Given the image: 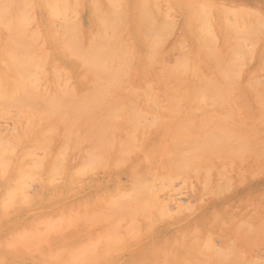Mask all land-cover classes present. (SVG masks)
I'll use <instances>...</instances> for the list:
<instances>
[{"label":"bare ground","instance_id":"bare-ground-1","mask_svg":"<svg viewBox=\"0 0 264 264\" xmlns=\"http://www.w3.org/2000/svg\"><path fill=\"white\" fill-rule=\"evenodd\" d=\"M17 1L0 0V264H159L161 250H170V255L161 252L167 254L163 259L171 258L172 252L178 259L175 253L181 248L177 246L188 243L208 249L202 253L225 254V261L220 262L213 253L215 263L233 264L230 261L235 257L240 259L239 252L235 256L226 251L234 256L230 260L216 247L211 242L216 234L209 233L202 223L192 225L190 231L185 226L188 222L176 225L188 220L194 207L181 202L183 196L174 182L179 178L181 186L192 189L195 179L214 193L217 183L228 181L223 174L225 167L212 165L217 158L222 160L221 151L235 148L237 155H254L249 152L253 141L241 130L245 123L233 119L238 111L235 114L230 108L232 114L226 110L228 103H233L226 90L237 89L233 79L239 76L231 75L235 67L231 64L237 62L236 58L231 61L234 57L244 61L260 51L259 70L264 72V40H257L255 34L264 25V9L260 10L254 0H232L229 4L223 0H22L21 10L15 11ZM45 8L50 9L48 18L42 15ZM83 8L88 22L78 15ZM173 10L183 14L181 24L193 46L189 51L183 47L181 51L186 52L179 58L178 52L173 53L176 58L167 62L163 48L174 36ZM256 17H263V22ZM222 42L231 47L226 53ZM210 55L231 58L221 63L231 61L232 73L226 68L228 64L226 70L218 65L219 58H213L219 62L215 63L218 68L208 64L206 58L213 60ZM160 64V69L153 67ZM212 70H224L222 77L230 74L228 79L233 81L225 76L221 81L226 85L220 86ZM257 81L250 83L259 84ZM236 96L239 98H233L240 100L239 93ZM260 104L264 108V103ZM254 115L252 119L264 125V118L260 119L263 114L257 119ZM253 127L254 136L264 137L262 128L256 126L255 132ZM152 137L156 142H150ZM258 147L253 149L257 153ZM256 152L255 157L260 158ZM237 157L242 165L244 159ZM230 162L232 166L234 162ZM100 169L106 170L110 182L98 180L101 184L94 185ZM122 174L130 179L128 183H121ZM220 215L212 216L219 219ZM260 228L264 232V227ZM156 231H164L166 236L149 244L152 249L148 252L142 248L144 253L141 250L140 254L132 248L140 255L124 259L131 244ZM197 253L203 258L201 250ZM210 255H205L204 264ZM182 257L181 263L186 259ZM194 258L191 260L200 262V257ZM163 259L162 264H180Z\"/></svg>","mask_w":264,"mask_h":264},{"label":"rangeland","instance_id":"rangeland-1","mask_svg":"<svg viewBox=\"0 0 264 264\" xmlns=\"http://www.w3.org/2000/svg\"><path fill=\"white\" fill-rule=\"evenodd\" d=\"M156 1H158V0H156ZM164 1L166 2H172V1H174V0H159V2L160 3H164ZM197 0H193V2H196ZM214 1H218L219 3H221V1L222 0H214ZM230 2H232V0H223L222 1V3H227V4H229ZM254 2L257 4V7H260V10H262V9H264V0H254ZM23 6V1L21 0H18L17 1V6H18V8H16L15 9V11H17V10H21V9H19V6H21V5ZM20 8H22V7H20ZM49 8H45L44 10H42V15H43V18H48L49 16H50V9L48 10ZM45 11V12H44ZM49 11V13H47ZM174 11H176V10H173V13H175L174 15H173V13H171V15L169 16V18L170 17H172V15H173V17H175L176 18V21H175V18L173 19L176 23L175 24H173L172 25V29H174L173 30V32L172 33H174L173 35L174 36H171V31L169 32V33H171V34H169L168 33V38L169 39H172L171 41L168 39V40H166L167 42H169V43H165L164 44V48H163V50H164V54L166 55V56H164L166 59H167V62H170V60L172 61V60H174L176 57H175V55H173V53L174 54H176L177 52V54H176V56H177V58H179V57H181L182 55H181V52L182 51H184V50H182L181 51V49H184L183 47H187L186 49H187V51H189L191 48H189V47H192L193 46V42H192V40L190 39V38H188V36L186 35V33H184V30H183V27H182V21H183V19H184V16H183V14L182 13H180V12H178V11H176V12H174ZM19 12V11H18ZM106 13H109L108 12V10H107V12ZM178 13V14H177ZM263 14H264V12H262ZM254 14H256V13H254ZM262 14V16H264ZM77 15V14H76ZM78 15H79V17H80V19H81V21H83V22H88L89 21V15H88V12H87V10L86 9H81L79 12H78ZM179 15H181V16H179ZM259 14H257V16H258ZM172 17V18H173ZM257 19H261V18H263V17H256ZM171 19V18H170ZM178 19V20H177ZM172 20V19H171ZM170 20V21H171ZM262 20V19H261ZM264 20V19H263ZM263 20H262V22H263ZM174 21H173V23H174ZM261 22V21H260ZM261 22V23H262ZM176 24H178V25H176ZM263 24V23H262ZM174 25H176V27L174 28ZM260 25V24H259ZM257 27V26H256ZM260 27H261V29H260ZM264 27V25H261V26H259V28H258V30L260 31V30H262V28ZM253 28H255V27H253ZM171 29V28H170ZM256 29V28H255ZM257 29H256V32H255V34L257 33V35H258V37H257V35H255L254 34V36L255 37H257V40H261V39H263L264 40V28H263V30L261 31V33L260 34H258V31ZM176 31V32H175ZM178 32V33H177ZM263 32V33H262ZM183 33H184V37H183ZM263 36H262V35ZM166 36V37H167ZM181 38H184V39H181ZM260 38V39H259ZM178 39H181V41H182V43L178 40ZM186 39V40H185ZM185 40V45L184 46H182L181 44H183V41ZM66 41H68V40H66ZM180 43V44H178V43ZM177 43V44H176ZM192 43V44H191ZM223 43V42H222ZM222 43H220L221 44V47H222V49H223V52H228L229 50H227V49H229L228 47H230V45L228 44V45H226V44H222ZM219 44V45H220ZM167 45H169L168 47H165V46H167ZM174 45V46H173ZM181 45V47L179 48V46ZM172 46H173V48H172ZM223 46H225V47H223ZM171 47V48H170ZM175 47H176V50H174L175 49ZM189 48V49H188ZM231 48V47H230ZM162 48H160L159 49V51L161 50ZM169 49V50H168ZM172 49L174 50V52L172 51ZM177 49H180V51L179 50H177ZM176 51V52H175ZM184 52H186V50L184 51ZM172 53V54H171ZM179 54V55H178ZM181 55V56H180ZM257 55V56H256ZM258 55H260V51H258V54H254L253 56H252V59L250 60V59H248L249 57H251V56H249L246 60H244V61H242L241 60V58L239 59V61H238V59H237V57H234V58H232V60H231V58L229 59H227V58H225L224 57V59L227 61H229V60H231V61H234L235 60V58H236V60H237V62L236 61H234V62H236L234 65H233V63L230 61V62H226V63H224V65H223V63H221V62H224L223 60L224 59H222L223 57H217V56H212V55H210V56H212V59L213 58H215V61H216V58H219L218 60H219V62L221 63V64H218L217 62H214V59L213 60H211V58H206V60L208 61V64H210L211 63V65L214 67V68H218V65H222L221 67L223 68V69H225L226 70V68H227V70H229V72H230V64L232 65V67L233 66H235V67H233V73H232V70H231V72L230 73H232L231 75H233V77H237V76H239V77H237L236 79L234 78L233 80H230V79H228V76H231L230 74H228L227 76H226V74H225V76L227 77V79L228 80H230V81H233V82H235L237 85H235V86H233V88L235 89V88H237L238 89V91H230V90H226L227 91V93H228V91L230 92V93H228V97L229 98H231L232 100V102L233 103H235V107L233 108L232 106L234 105L233 103H228V106H226V110H229L232 114L235 112V114H236V111H238V115L236 114V115H234V118L233 119H235L236 121H241V119L243 120V122L245 123V125L244 126H248V128L247 127H244V126H241V127H243L241 130L242 131H245L246 133H244L245 135H247V137H248V139L250 140V142L252 143V141H253V143L251 144V145H253L254 146V144L256 145V147H258V144H260L261 143V145L263 144L264 145V142L263 141H261V138H262V140H263V138L264 137H262V135L260 136V138L258 137L257 138V136H254L255 134H253L252 133V127L255 129L256 128V126H257V129L258 128H262L263 130H264V125H262V123L260 124V120H259V122H257V120H256V122L252 119L253 117H251V116H253L254 115V113H255V115H254V119H257V118H259V114L261 113V114H263L262 116H264V113H262V112H264L263 110H264V108L263 107H261L262 106V104H260V103H264V85H262V84H264V72L262 71L261 72V70H259V69H261L260 68V65H259V62H260V60H261V58H260V56H258ZM174 56V57H173ZM232 56V55H231ZM173 57V58H172ZM228 57V56H227ZM233 57V56H232ZM257 58V59H256ZM220 59L222 60V61H220ZM234 59V60H233ZM256 59V60H255ZM241 60V61H240ZM249 60V61H248ZM210 61V62H209ZM246 61H248L247 63H246ZM131 62V61H130ZM244 62V63H243ZM215 63L216 64H218L217 66L215 65ZM237 63H239V65L237 64ZM243 63V65L242 66H240L241 64ZM226 64H228L229 65V67H226L225 68V66H227ZM134 64H131L130 66H133ZM162 65L160 64V66L159 67H156V65L155 66H153L154 68H158V69H160V67H161ZM242 67V69L240 68V67ZM243 66H244V68H243ZM238 67H239V70H238ZM236 68V69H235ZM258 69V70H257ZM234 70H238L237 72L235 71V76H234ZM257 70V71H256ZM262 70H264V69H262ZM211 71V70H210ZM213 71H214V73H213ZM223 72H224V70H222ZM221 71V72H222ZM239 71L241 72V74H237V73H239ZM221 72H218L217 70L215 71V70H212V73L214 74V75H216V77H218V78H220V76H221V78L220 79H218V78H216L215 80H216V83H220V86H225L224 84H223V82L221 81V79L222 78H224L225 76H223L222 77V74L223 73H221ZM226 72V71H225ZM212 73H209L210 75H211V77H212ZM218 73H221V75L219 76L218 75ZM202 74H203V72H202ZM251 74H253L252 76H251ZM259 74V75H258ZM201 75V74H200ZM213 75V76H214ZM237 75V76H236ZM240 75H241V77H240ZM208 76V75H207ZM244 78H243V77ZM215 77V76H214ZM250 77H253V78H250ZM261 77L263 78V79H261ZM213 78V77H212ZM240 78V79H239ZM226 78H224V80H225ZM251 79V80H250ZM256 79L258 80V81H260L259 82V84H261V86L263 87H261V86H259V84H252L251 85V83H250V81L252 82V80H255L256 81ZM218 80H220V81H218ZM223 80V79H222ZM235 80H237V82L235 81ZM243 80V81H242ZM258 81H257V83H258ZM233 82H230V83H232V84H234ZM240 82H242V83H240ZM262 82V83H261ZM225 83H228L227 81L225 82ZM230 83H228L227 85H232V84H230ZM250 83V84H249ZM254 83V82H253ZM223 84V85H222ZM247 86L248 85V87H245V86ZM253 85H257V86H253ZM237 86V87H236ZM240 88H239V87ZM229 87V86H228ZM261 87V88H260ZM223 88V87H222ZM230 88H231V86H230ZM232 88V89H233ZM247 88V89H246ZM250 88H252L251 90H249ZM258 88H260V89H258ZM224 89H226L225 87H224ZM231 89V90H232ZM239 89H241V90H239ZM242 90H243V92H242ZM225 91V92H226ZM254 91H255V93H254ZM249 92V93H248ZM233 95H232V94ZM239 93V96H241L240 97V100H235V99H238L239 97L238 96H236V94H238ZM244 93V94H243ZM231 94V95H230ZM241 94V95H240ZM244 95V99L242 100V96ZM258 94V95H257ZM256 95L257 96H262L263 97V99H261V97L259 96L258 97V99H259V101L258 100H256L255 98H257L256 97ZM235 96V99L233 98ZM246 96H247V98H248V100L247 99H245L246 98ZM252 96V97H251ZM119 97V96H118ZM236 97H238V98H236ZM116 98V96H114V99ZM116 99H118V98H116ZM242 100V101H241ZM260 100H263V102H260ZM237 101V102H236ZM260 102V103H259ZM244 104L245 103V105L243 106L242 104ZM252 103V104H251ZM255 104V105H254ZM261 106H260V105ZM238 105V106H237ZM252 107H251V106ZM264 105V104H263ZM245 107V108H244ZM256 107V108H255ZM230 108H232V110H234V112H232L231 111V109ZM237 110H236V109ZM246 109V110H245ZM257 109V110H256ZM210 110H212V108L210 109ZM242 110V111H241ZM254 111V112H253ZM258 111H260L259 113H258ZM200 112V111H199ZM244 112V113H243ZM246 112V113H245ZM256 112H257V114H256ZM196 114V113H195ZM253 114V115H252ZM198 115H200L199 117H198ZM259 115V116H258ZM239 116L240 118L238 119L237 117ZM256 116H258L257 118H256ZM197 117L198 118H200V117H202L201 116V112L200 113H197ZM264 117H260V119H263ZM252 122V123H251ZM262 122V121H261ZM242 123V122H241ZM248 123V124H247ZM250 123V124H249ZM9 123H7V124H3V126L4 127H2L3 129L6 127V125H8ZM243 124V123H242ZM255 124V125H254ZM261 125V127H260V125ZM264 124V123H263ZM240 127V128H241ZM250 128V129H249ZM244 129V130H243ZM246 129V130H245ZM262 129H260V130H262ZM260 130H258V132H257V135L259 134V131ZM257 130L255 129V132H256ZM5 132V131H4ZM247 132H249V133H247ZM262 133V132H261ZM264 133V132H263ZM250 134V135H249ZM260 135V134H259ZM258 135V136H259ZM256 138H257V141L259 140V142L260 143H257L255 140H256ZM154 139H157L156 137H152L151 139H150V142H152V143H154V142H156V140H154ZM247 139V141H249ZM154 141V142H153ZM250 145V144H249ZM260 145V146H261ZM253 146H249L250 147V153H253L254 155H250V158H249V155L247 154V153H245V154H242V155H237L236 154V149L234 148V150H232L231 149V152L233 153L234 152V154H236L237 156V158H241V159H244V161H243V163H242V165H241V162L237 159V161H236V157H234L235 155H232V153L230 152V150L229 149H227V152H225L226 151V149H224V151H221V152H224L223 153V155H222V153H221V157H219V158H222V160H219L218 158V160L219 161H217V159H216V162H214V164H212V165H214V166H216L217 168L219 167H221V169L222 168H224L225 167V170L226 171H223V174H225V176L226 177H228L227 179H228V181H221L220 183H217V186H216V189H215V192L214 193H212L211 192V189L208 187V186H206L205 185V187H204V185H201V183H199L197 180H195V179H193V186H192V189L191 188H188V187H186V186H181V184H182V181L180 182V179L179 178H177L176 179V181L174 182V186L175 187H177V189H179L178 191H180V192H178V194L180 193V195H181V197L183 198L182 200L180 199V197H179V199L181 200V202H183V204H191L190 206L192 207V205H193V207L194 208H192V212H190V215L188 216L189 217V219L188 220H186L185 222L183 221V222H180L179 224L178 223H176V225L178 226V227H180V226H183V225H185L187 222V224L188 225H185L186 226V228L189 230V228H190V230H191V226L192 225H194V224H199V223H202V226L204 227V228H208L207 230H209L208 232L209 233H211V234H216V235H213L212 236V241L211 242H214L215 243V245H216V247H220V248H222L221 250L222 251H224L225 253H226V251L228 252V253H231L232 252V254L233 255H235L236 256V252L238 253V254H240V255H237V257H240L241 255V257H240V259H238V260H236L237 258L235 257L234 258V256L233 255H227V253H226V255L228 256V257H231V259L230 260H232L233 258L235 259V260H232V261H230L229 260V258L228 259H226L227 261L229 260L231 263L232 262H234L233 264H245L246 262L247 263H249V260H250V262L251 263H249V264H252V263H254L256 260H257V258L259 259V262H258V264H263L264 262V253H262V255H261V251L262 252H264V232H262L261 230V228L260 227H264V226H261V224L262 223H264L263 222V218H264V157H262L264 154H262V153H264V146H263V148H259V153H257L256 152V150H253V149H255L256 147L254 146V148H253ZM248 147V148H249ZM252 147V148H251ZM248 148H247V150H248ZM228 150H229V152H228ZM252 150H253V152H252ZM176 151V150H175ZM256 152V156L258 155H260V158L259 157H255V152ZM258 151V150H257ZM248 152V151H247ZM248 152V153H249ZM261 154H262V156H261ZM172 155H175V154H172ZM231 155V156H230ZM219 156V155H218ZM258 160V161H256V159ZM223 158H225V159H223ZM226 158H228V159H226ZM233 158H235V160L233 159ZM254 158V159H253ZM251 159V160H250ZM224 160V161H223ZM229 160V161H228ZM233 161L234 163L232 164V166H231V164L230 163H232V162H230V161ZM246 160V161H245ZM255 162H254V161ZM262 160V161H261ZM250 161V162H249ZM252 162V163H251ZM217 165H216V164ZM219 163H220V166H219ZM251 163V164H250ZM235 164V165H234ZM248 164V165H247ZM222 165H225V166H223L222 167ZM228 166H230V167H228ZM237 166V167H236ZM263 166V167H262ZM234 167H235V169H234ZM244 167V168H243ZM248 167V168H247ZM254 167V169H252ZM228 168H232V170H230V169H228ZM262 168V169H261ZM101 170V171H100ZM100 170H98L97 171V173L99 172V174H95V177H97L96 178V181L97 182H94V185L95 184H104V183H107L108 182V179H109V182H110V177L107 175V173L105 174V172H106V170L104 169H100ZM224 170V169H223ZM244 170V172H243V174H241L240 173V171H243ZM251 170V171H250ZM103 171V172H102ZM227 172V173H226ZM261 172V173H260ZM228 173H230V175L228 174ZM245 173V174H244ZM256 173V175H254ZM252 175H253V177H252ZM122 176V180L120 179V181H123V182H121V183H128L129 182V178L127 177V175L126 176H124L123 174L121 175ZM244 176V177H243ZM105 177H106V179H105ZM246 177H247V179H246ZM123 178H125V179H123ZM233 178V179H232ZM242 178H244V179H242ZM179 179V180H178ZM232 179V180H231ZM101 182H99V181ZM230 180H231V182H230ZM245 180V181H244ZM196 181H197V183H196ZM217 181H218V179H217ZM216 181V182H217ZM242 181H243V183H242ZM224 182H226V184L228 185V186H226V185H224L223 183ZM228 182V183H227ZM248 182V183H247ZM176 183V184H175ZM178 183V184H177ZM180 183V184H179ZM221 183L223 184V185H221ZM219 184V185H218ZM233 184V185H232ZM252 184V185H251ZM177 185H180L179 187L177 186ZM229 185H230V187H229ZM109 186H111V183H109ZM202 186H203V190H202ZM225 186V187H224ZM89 188H90V186H88ZM217 187H218V189H217ZM208 188V189H207ZM224 189V190H222V189ZM182 191H181V190ZM189 189V190H188ZM185 190H187V192L185 191ZM220 190H222V192H220ZM194 193V194H193ZM219 193V194H218ZM256 193V194H255ZM233 194V195H232ZM184 196H185V198H184ZM204 196H206L205 198H204ZM216 196V197H215ZM248 196V197H247ZM203 197V198H202ZM263 197V198H262ZM209 198V199H208ZM214 198V199H213ZM262 198V199H261ZM186 199V200H185ZM183 200H185V201H183ZM262 200V201H261ZM189 201V202H188ZM191 201H193V203L191 202ZM235 201V202H234ZM254 201V202H253ZM223 202V203H222ZM238 203V204H237ZM185 204V205H186ZM207 206H206V205ZM254 204V205H253ZM258 205V206H257ZM243 206V207H242ZM252 206H254V207H252ZM228 207V208H227ZM176 209V208H175ZM174 209V210H175ZM246 209H247V211H246ZM256 209V210H255ZM214 211H216V213H214ZM221 212V215H222V217H221V215H220V218L219 219H221V220H219V219H217L216 217H213L214 216V214H217V213H220ZM225 212H227V213H225ZM244 212V213H243ZM214 213V214H213ZM222 213H224V214H222ZM248 213V214H247ZM255 213V214H254ZM194 214V215H193ZM200 214V215H199ZM259 214V215H258ZM205 215H207V216H205ZM213 215V216H212ZM201 216V217H200ZM232 216H233V218H232ZM248 216H251V217H249L248 218ZM206 217H208L207 218V220H206ZM236 217V218H235ZM205 218V219H204ZM214 218V219H213ZM251 218V219H250ZM232 219V220H231ZM247 219V220H246ZM229 220V221H228ZM245 222V223H247V221H249V223L251 224L252 223V225L251 226H253V227H251L252 229H254V233H252V231H251V229H250V224L249 225H245V223L243 222V221ZM204 221V222H203ZM213 221V222H212ZM218 222L217 223V225H216V223L215 222ZM222 223H221V222ZM238 221V222H237ZM261 221H262V223H261ZM195 222V223H194ZM225 222V223H224ZM211 223H214V224H212L211 226H210V224ZM220 223V224H219ZM231 223V224H230ZM239 223H240V225L241 226H246V227H243V229L241 228V227H239L238 225H239ZM191 224V225H190ZM206 224V225H205ZM221 224H224V225H221ZM228 224V225H227ZM199 225H201V224H199ZM217 227H216V226ZM227 225V226H226ZM230 225V226H229ZM235 225V226H234ZM206 226V227H205ZM224 226V227H223ZM226 226V227H225ZM256 226H258V227H256ZM99 228L101 227V226H98ZM212 227H213V229H212ZM222 227V228H221ZM230 227V228H229ZM214 228H216V229H214ZM225 228V229H224ZM237 228H240V229H242V231H240L239 230V233L237 232L238 230H237ZM250 229V231L251 232H249V229ZM224 229V230H223ZM244 229H245V232H244ZM246 229H248V230H246ZM189 230V231H190ZM217 230V231H216ZM237 230V231H236ZM258 230V231H257ZM263 231H264V229H263ZM212 232H214V233H212ZM222 232V233H221ZM230 232V233H229ZM237 232V233H236ZM257 232V233H256ZM246 233V234H245ZM256 233V234H255ZM164 231H156V232H154V233H152V234H150V235H148V236H145V237H143L142 238V240L139 242L138 240V242L139 243H137V241L136 242H134L133 243V245L131 244L130 246H129V248L128 249H131V250H128V249H126V252L123 254V257H124V259H126V257H127V261H129L128 259H130L132 256H135V254L137 255V256H139L140 254H141V250H142V248H143V250L144 251H150L152 248H150L152 245V243H154V241H158V240H161V238H163L164 236H166V234H164ZM228 234V235H227ZM259 236H258V235ZM157 235V236H156ZM218 235H220V236H218ZM238 235V236H237ZM246 235V238L244 237ZM251 235V236H250ZM151 236H153V237H151ZM192 237H199V238H202V235H201V237L200 236H197V235H195V234H193V235H191ZM218 236V237H217ZM248 236V237H247ZM254 236H255V238H254ZM258 236V237H257ZM147 238H149V239H147ZM153 238V239H152ZM224 238V239H223ZM229 238V239H228ZM250 238H252L253 240H255L256 241V245L253 243V242H255V241H253V240H251ZM256 238H258V239H256ZM263 238V239H262ZM146 239V241H144ZM151 239V240H150ZM156 239H158V240H156ZM229 240H232L233 241V243H232V241H229ZM236 240V241H235ZM237 240H239V241H237ZM246 240H248L247 242H246ZM257 240H258V242H257ZM263 240V241H262ZM143 241V242H142ZM150 241V242H149ZM216 241V242H215ZM228 241L230 242V243H228ZM240 241H242V242H240ZM146 242V243H145ZM252 242V243H251ZM141 244V245H140ZM145 244V245H144ZM149 244L151 245V246H149ZM189 244V243H188ZM188 244H185V245H188ZM234 245L235 247H232L231 245ZM259 244H260V246H259ZM185 245H183V247H182V245H179V246H177L178 247V249H179V247L181 248V249H179V251H178V253H180V254H182V256L180 255V254H178L177 252L174 254L176 257H178V259L177 258H174V257H172L173 256V252H172V255H171V258H169L168 257V259L167 258H165V259H163V257H165V255H167V254H165V252L167 253V251L168 250H161L160 251V253L158 254V258H160V256H162L163 255V257H162V259L163 260H165V261H170L171 263L174 261V262H180V259H181V257L183 258V259H189V262H192L193 260H191L192 258H198V257H200L199 258V260H200V262L202 261H204V258L206 257L205 255H209V254H211L210 255V260L208 259V262H206L207 264H214L215 262V260H216V258L214 257L215 256V254L218 256L220 253H216V252H211L210 250V252H206L205 251V253H204V251H203V253H202V249H205V250H208V249H206V248H202L201 249V247L198 249V248H196L195 246H194V244H190V245H188L187 247H189L190 249L189 250H186L187 249V247L185 246ZM223 245V246H222ZM252 245V246H251ZM255 245V246H254ZM140 246V249H136V248H138ZM146 246V247H145ZM232 248H231V247ZM135 247V248H134ZM145 247V248H144ZM132 248H133V251H136V250H139L140 251V254L138 253H136V252H132ZM193 248H196L197 250H201V253L202 254H204V256H203V258L201 257V256H198V253L197 252H199V251H197L196 249V251L193 249ZM219 248V249H220ZM233 248H235L234 250H233ZM148 249H150V250H148ZM183 249V250H182ZM192 249L194 250V251H192ZM142 250V252L144 253V251ZM176 251H177V248L175 249ZM175 250H173V251H175ZM181 250V251H180ZM186 252H185V251ZM240 250V251H239ZM162 251H165L164 253H161ZM235 251V252H234ZM170 250L168 251V255H170ZM188 252V253H187ZM196 252V253H195ZM234 252V253H233ZM254 252V253H253ZM127 253L129 254L128 256H127ZM135 253V254H134ZM189 253H191V255L189 254ZM194 253H195V255H194ZM209 253V254H208ZM213 253H215V254H213ZM245 253V257L243 256V254ZM249 253V254H248ZM202 254H200V255H202ZM178 255V256H177ZM185 255H187V256H185ZM193 256V257H192ZM216 256V257H217ZM222 256H224V257H222ZM232 256H233V258H232ZM180 257V258H179ZM208 257V256H207ZM206 257V258H207ZM212 257H214V261H213V258ZM256 257V258H255ZM194 258V259H195ZM212 258V259H211ZM220 258V259H219ZM224 258V259H223ZM161 259V260H162ZM182 259V260H183ZM185 259V261L183 260V262L181 263L180 262V264H183V263H185L187 260ZM217 259H219V261L220 260H224L225 261V254L224 255H222V253H221V255L220 256H218L217 257ZM244 261H243V260ZM256 259V260H255ZM262 259V260H261ZM131 260V259H130ZM161 260L160 261H158L159 262V264H162V262H161ZM172 260V261H171ZM181 260V261H182ZM191 260V261H190ZM198 259H195L194 261H197ZM207 260V259H206ZM243 262H242V261ZM193 261V262H194ZM260 261H261V263H260ZM199 261L198 262H196V263H198V264H204L205 263V261L202 263H200ZM221 262V261H220ZM165 264H169V263H166V262H164ZM163 263V264H164ZM187 263V262H186ZM195 262H194V264H196ZM226 263H228V262H226ZM246 263V264H247ZM155 264H157V263H155ZM172 264H178V263H172ZM188 264V263H187ZM190 264V263H189ZM193 264V263H192ZM215 264H220V263H218V261L215 263ZM222 264H225V263H223V261H222ZM230 264V263H229ZM254 264H257L256 262L254 263Z\"/></svg>","mask_w":264,"mask_h":264}]
</instances>
